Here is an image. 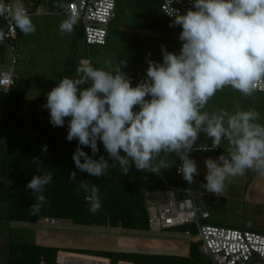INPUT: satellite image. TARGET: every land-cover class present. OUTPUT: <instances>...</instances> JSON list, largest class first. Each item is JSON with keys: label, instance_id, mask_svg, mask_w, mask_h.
<instances>
[{"label": "clouds", "instance_id": "obj_1", "mask_svg": "<svg viewBox=\"0 0 264 264\" xmlns=\"http://www.w3.org/2000/svg\"><path fill=\"white\" fill-rule=\"evenodd\" d=\"M0 17L24 35L36 30L22 0L14 4L0 0ZM77 22L78 16L70 12L59 24L60 34H71ZM176 26L181 29L179 53L162 45V62L149 60L146 75L135 86L121 71L126 61L114 65L107 59L103 68L85 62L77 67L75 78H59L42 107L49 111L53 127H63L65 118H70L66 139L78 142L72 156L75 167L96 178L116 165L124 175L131 167L159 175L174 165L169 158L174 154L181 161L177 173L192 184L198 168L190 153L215 150L226 142L227 155L206 158V182L201 184L219 196L230 178L247 171L264 176L260 113L239 107L234 112L207 110L209 100L226 87L248 97L264 83V0H192L191 8L173 16L170 27ZM5 37L0 29V42ZM11 84L7 74L0 73V87L9 89ZM200 133L211 139V145H196ZM98 141L111 163L104 155L93 158L99 152ZM81 146L89 147L93 155ZM46 152L44 145L42 154ZM31 163L38 170L43 164L38 156ZM52 175H32L27 182L26 188L36 196L30 215H38L48 203L42 193ZM76 178L77 173L70 171L69 179ZM79 189L89 211L97 213L101 208L97 186L81 180Z\"/></svg>", "mask_w": 264, "mask_h": 264}, {"label": "trees", "instance_id": "obj_2", "mask_svg": "<svg viewBox=\"0 0 264 264\" xmlns=\"http://www.w3.org/2000/svg\"><path fill=\"white\" fill-rule=\"evenodd\" d=\"M67 1L64 0L63 4ZM171 23L172 19L160 11L159 0H117L116 17L109 24L105 43L90 45L87 48L89 50L91 46H97L93 55H87L89 63L97 67L104 65L107 59H111L114 64L121 60L126 61V64L121 66L126 68L125 74L129 77L131 85L135 86L146 75L149 60L162 62V45L169 52L179 53L182 42L178 37L181 29L179 26L170 27ZM0 29H4L1 20ZM80 38L83 40L82 26L77 23L72 32V47ZM5 53L4 44L0 42V65L4 63ZM79 65L81 64L75 59L68 57L63 77L75 78ZM28 90L29 80L20 76L7 91L0 90V104L4 111L0 121V173L6 188L3 200L7 204L8 219L32 222L38 217H54L68 219L74 225L148 229L144 190L165 188L166 183H177L175 178L180 175L175 173L174 165L173 170L170 168L168 171H161L159 175L141 172L135 167H131L129 173L124 175L120 172L119 165H116L110 168L104 177H91L77 169L73 162L72 156L78 142L75 139H66L70 118H65L63 127H53L49 121V111L42 107L46 103V97L29 99L26 97ZM236 104L243 109L257 110L264 124V92L256 91L252 96L244 97L226 87L208 102L214 111L223 108L234 112ZM44 145L47 146V152L42 154ZM81 147L88 155H93L89 147ZM98 147L99 152L93 158L98 159L100 155H104L109 159L100 141ZM34 156L42 160L43 164L39 170L31 163ZM169 158L175 162L178 160L175 155ZM109 162L112 161L109 159ZM70 171L77 173L75 181L69 179ZM44 172L53 174L51 183L46 185L42 193L48 203L38 215H30L29 207L36 202V196L26 188V184L32 175ZM81 180H87L90 186L95 184L99 190L101 208L95 214L89 211L85 193L79 189ZM183 227L184 231L196 233L194 226ZM62 249L107 257L112 261L121 260L119 262L128 264L131 263L127 261L132 264L210 263L201 253L200 242L191 240L185 255L9 242L7 264H50Z\"/></svg>", "mask_w": 264, "mask_h": 264}, {"label": "built area", "instance_id": "obj_3", "mask_svg": "<svg viewBox=\"0 0 264 264\" xmlns=\"http://www.w3.org/2000/svg\"><path fill=\"white\" fill-rule=\"evenodd\" d=\"M4 2L14 4L15 0H4ZM22 3L30 14L26 1L22 0ZM116 6L117 0H68L61 10L66 16L70 12L78 16L77 23L82 26L83 41L88 48L90 45L105 43L109 24L116 17ZM191 7L192 0H159L160 11L171 19L177 11L184 13ZM42 11L41 6H36L32 12L38 14ZM0 20L4 27L3 30L7 34L3 44L5 52L9 55L7 64L0 65V73L7 74L12 81V86L20 76L16 67L23 61L24 55L18 44V28L15 29L11 21L3 17H0ZM84 60L89 62V57ZM0 90L7 91L8 88L0 87ZM257 91L264 92V83L260 84ZM218 149L194 150L190 156L195 160V157L200 153L216 152ZM180 163L178 158L174 164L177 175H180L177 173V166ZM175 190H180L183 196L176 197ZM144 199L148 229L157 232L183 225L194 226L197 241L200 242L201 253L204 258L210 261L209 264H264V232L204 222L203 220L209 218V211L197 205L194 193L190 188L179 189L166 184L165 188L144 190ZM43 223L59 226L60 220L54 217H43ZM185 234L190 236L191 232L186 230ZM50 264L112 263L106 257L62 249L57 252L55 259ZM113 264H119V262Z\"/></svg>", "mask_w": 264, "mask_h": 264}, {"label": "rangeland", "instance_id": "obj_4", "mask_svg": "<svg viewBox=\"0 0 264 264\" xmlns=\"http://www.w3.org/2000/svg\"><path fill=\"white\" fill-rule=\"evenodd\" d=\"M60 2H64V0H60ZM33 24L36 29L34 33L30 35L20 33V40L22 42L20 49L28 55L23 60V64H25L23 73L24 77L29 80V90L26 94L29 99L46 97V93L55 86L59 78L63 77L68 57L75 59L78 64H82L85 62L84 59L88 53L93 55L97 49V46H91L88 50L84 41L80 38L73 47L70 42L65 49L60 47L57 51L51 50V43L47 37L42 35L43 30H48L49 23L44 21L41 25L39 23ZM55 31L58 32V29L56 28ZM145 32L148 33V31ZM63 38L64 36L60 35V39L62 40ZM24 41L29 45L32 43L33 47H29ZM53 52L56 54L54 53L55 55L53 56L48 55ZM19 67L21 68L18 65L16 69L20 73ZM103 67L104 65L102 64L97 65V68ZM121 71L125 73L126 68L121 66ZM237 107L241 108L236 104L235 110ZM1 108L3 106L0 104V114ZM207 110L209 112L214 111L209 105H207ZM259 123L263 124L261 117ZM205 143L211 144V139L207 138L205 134L200 133L196 144ZM226 147L227 143L224 142L219 149L224 151ZM161 171H164V169ZM18 228L19 230L15 231V229H12L11 231V239L13 241L53 245L64 248L70 247L147 254L185 255L188 253L190 241L197 240L195 233L191 232V235L188 237L184 233L185 227L183 226L155 232L149 229L135 230L122 227L74 225L68 219H60V226H58L45 225L43 223V217H40L34 223L20 224Z\"/></svg>", "mask_w": 264, "mask_h": 264}, {"label": "crops", "instance_id": "obj_5", "mask_svg": "<svg viewBox=\"0 0 264 264\" xmlns=\"http://www.w3.org/2000/svg\"><path fill=\"white\" fill-rule=\"evenodd\" d=\"M30 11L32 17V22L41 25L44 21L49 23L48 30H43V36L47 37L51 43V50H59V48H67V44L71 42L72 44V33L63 35L64 38L60 39L59 24L61 20L66 18V15L62 12V8L57 5L63 4L60 0H24ZM28 1V2H27ZM64 5V4H63ZM36 6H41L43 11L38 14H34L32 11ZM58 29V32L55 29ZM54 29V31H53ZM42 30V29H41ZM19 32V47L21 46L20 33ZM58 37V38H57ZM71 40V41H70ZM25 44L29 45L24 41ZM30 43V42H29ZM29 47H33L30 43ZM21 50V49H20ZM22 51V50H21ZM24 58H27V53L23 52ZM55 52L48 55H55ZM8 53L4 54L5 66L8 62ZM24 60V59H23ZM22 61L20 63V77H24L23 68L25 64ZM3 66V67H4ZM17 70V69H16ZM28 92V91H27ZM27 94V93H26ZM27 97V95H26ZM28 98V97H27ZM1 108V119L3 118L4 111ZM221 154L227 155L226 152L219 149L218 152H208L200 153L195 157V162L198 168V174L194 177V183L187 184L186 181L180 176H176L175 180L177 183L170 184L166 183L175 188H190L195 196L197 205L202 209H207L209 211V218L203 220L204 222H209L216 225H222L233 228L250 229L255 231L264 232V176L253 172L247 171L244 175L235 178H230L225 182V190L219 196L207 192L201 187V184L205 181V160L206 158L217 159ZM0 160H1V150H0ZM172 169V168H171ZM170 170L167 169V171ZM173 170V169H172ZM171 173V171H170ZM5 183L4 178L0 173V264H7L8 257V245L9 242L13 241L11 238L12 229L19 230L20 224L34 223L35 221H16L9 220L7 217V204L3 200L5 193ZM175 196H182L180 190H175ZM60 220V219H59ZM60 226V225H59ZM185 233V231H184ZM188 236V235H187ZM189 237V236H188ZM38 244V243H37ZM53 246V245H51ZM70 248V247H65ZM107 258V257H106ZM110 263H116L121 260L112 261L111 258H107ZM125 261V260H122ZM132 264V262L127 261Z\"/></svg>", "mask_w": 264, "mask_h": 264}, {"label": "bare ground", "instance_id": "obj_6", "mask_svg": "<svg viewBox=\"0 0 264 264\" xmlns=\"http://www.w3.org/2000/svg\"><path fill=\"white\" fill-rule=\"evenodd\" d=\"M119 264H128V263H122V262H119Z\"/></svg>", "mask_w": 264, "mask_h": 264}]
</instances>
